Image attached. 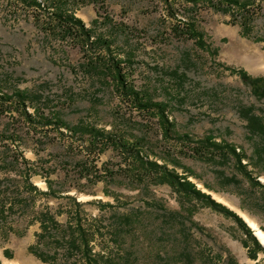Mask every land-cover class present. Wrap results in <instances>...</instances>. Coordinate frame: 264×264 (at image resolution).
<instances>
[{
  "label": "rangeland",
  "instance_id": "obj_1",
  "mask_svg": "<svg viewBox=\"0 0 264 264\" xmlns=\"http://www.w3.org/2000/svg\"><path fill=\"white\" fill-rule=\"evenodd\" d=\"M37 1L0 0V89L27 92L36 121L17 107L0 108V264H49L32 246L54 264L93 258L94 264H264L253 230L262 249L233 217L158 177H143L120 145L124 140L125 147L186 174L246 225L241 214L264 231V188L244 174L264 184V137L250 135L242 114L251 108L264 123V98L254 96L239 73L264 76V0H248V16L178 0ZM58 2L92 30L89 42L102 35L110 50L94 43L83 49L66 37L51 14ZM185 24L201 34V46L188 38ZM112 57L124 60L128 84L166 104L173 123L168 135L156 114L113 90L105 77ZM41 113L73 128L110 131L121 143L42 125ZM206 135L233 145L245 168L228 154L191 155L189 139ZM44 215L48 220L40 221ZM77 225L94 257L66 249Z\"/></svg>",
  "mask_w": 264,
  "mask_h": 264
},
{
  "label": "trees",
  "instance_id": "obj_2",
  "mask_svg": "<svg viewBox=\"0 0 264 264\" xmlns=\"http://www.w3.org/2000/svg\"><path fill=\"white\" fill-rule=\"evenodd\" d=\"M168 2V0H165ZM184 3H191L193 6L197 5L198 3L208 6L214 10H219L222 12L228 11L230 7L237 8L241 14H245L248 16L247 6L250 4L248 0H178ZM32 3L39 4L37 0H32ZM54 9H52L51 14L56 17L59 21L61 26L60 31L65 34L66 37H71L76 40V43L81 45V48H85L87 43H94L98 44L99 46H103L105 50H110L111 41L107 40L102 35L97 34L94 38V41L89 42L90 38L92 37V30L90 28H86L84 23L76 18L70 10H67L63 4L56 3L52 5ZM246 12V13H244ZM246 18H244L245 20ZM189 31L187 33L188 38L194 39L196 45H202V37L201 34L194 28L192 24H185ZM249 29L245 26V21L242 23V34L247 35ZM98 56V55H97ZM88 58L85 62V66L88 67L89 62H96L98 57ZM115 59L113 63L108 62L106 67L107 73L105 77L108 75L110 78V83L113 87L115 92H118L125 96V98L129 101H134V103L138 104L137 106L143 110L150 111L152 114H156L158 118V125L163 130L164 135H168V132L171 131L173 127V123H171L167 116L164 114V110L166 104L160 101H153L152 97L146 94H141L139 91L135 90L133 86L128 84L127 75L121 67V63L124 60L116 59V57H112V60ZM110 63V64H109ZM84 66V67H85ZM240 77L241 79L251 88L252 94L257 98H264V76H257L252 77L246 74L244 71L240 70ZM31 96L21 90H14L10 94L9 93H2L0 89V108L5 109H14L17 107L16 110H20L21 114L24 115L29 121L28 122H35V120H31V114L27 110V106L30 103ZM6 105H9L6 108ZM243 117L246 120V128L250 135L260 137L263 139L264 137V123L261 121V117L256 115L251 108H247L242 111ZM38 123L42 125H49L54 124L57 128L64 127L69 129L72 133L76 134L80 131L82 134H87L89 136L90 141L96 142L99 139H106L110 141L114 146L117 147V144L121 143L120 138L116 139L115 136L111 134L110 131H105L103 129H97L92 125H82L76 127H70L68 123L60 118L59 116L48 117L41 113L39 117ZM187 137L188 135H180L181 137ZM114 137V139H113ZM178 137V135H177ZM189 144L187 145V151L190 152L191 155L195 157H203L206 156L208 159L211 158H219L223 159L226 157V154L229 156L231 155L232 158L237 162L238 165L242 169L245 168V165L241 164V157L243 156L242 153L236 151V148L227 143V142H217L213 139V137L206 135L202 138L198 139H189ZM127 150L131 156L133 162H139L141 166H139L143 170V177H158L164 182L170 184L172 187L179 192L180 195H184L186 197H190L191 199H195L207 205L208 207L212 208L213 210L219 211L223 214L233 217L236 222L239 224L242 230L246 233L250 239L253 240L257 246L262 249L260 245H258L257 240L252 235V230L242 221L240 217H238L232 210L228 209L222 203L216 201L214 198L211 197L210 194L202 192L198 189L195 183L187 180L186 174H179L174 169L168 168L166 164H159L156 161L148 159L147 156L142 155L139 149H129L125 147L124 140L123 143L120 144ZM244 174L250 181H254V183L258 184L260 188H264V184L258 183L253 177L250 176V173L244 169ZM85 175V174H83ZM51 188V185H50ZM45 194H52V191H47ZM73 201H75V197H72ZM78 203V202H77ZM5 204L0 206V212H3V208ZM43 216V215H42ZM39 218V217H38ZM48 220L46 215L44 217H40V221ZM50 222H53V219L50 218ZM45 223L43 227L45 228ZM74 237H70L66 239V246L67 250L75 249L76 251H80L83 256L86 257H94L95 255L91 252V248L89 247V239L85 236V230L81 227L76 226L73 229ZM65 233L61 234L60 237L57 239V242H64L65 240ZM32 252L41 258L44 261L50 262L49 264H54L51 262L45 255L36 251L34 246L31 248ZM254 256V255H253ZM49 258H53L51 255ZM95 259L93 258L92 262H84L83 264H94Z\"/></svg>",
  "mask_w": 264,
  "mask_h": 264
},
{
  "label": "bare ground",
  "instance_id": "obj_3",
  "mask_svg": "<svg viewBox=\"0 0 264 264\" xmlns=\"http://www.w3.org/2000/svg\"><path fill=\"white\" fill-rule=\"evenodd\" d=\"M241 216L244 218V220L247 222V224L251 227L253 230L254 234L259 242L263 245L264 247V231L248 216L245 214H241ZM9 264H15L14 262H9Z\"/></svg>",
  "mask_w": 264,
  "mask_h": 264
},
{
  "label": "water",
  "instance_id": "obj_4",
  "mask_svg": "<svg viewBox=\"0 0 264 264\" xmlns=\"http://www.w3.org/2000/svg\"><path fill=\"white\" fill-rule=\"evenodd\" d=\"M248 225V224H247ZM251 229V228H250ZM252 230V229H251ZM253 234V233H252Z\"/></svg>",
  "mask_w": 264,
  "mask_h": 264
}]
</instances>
